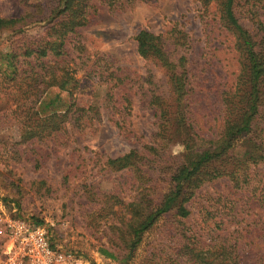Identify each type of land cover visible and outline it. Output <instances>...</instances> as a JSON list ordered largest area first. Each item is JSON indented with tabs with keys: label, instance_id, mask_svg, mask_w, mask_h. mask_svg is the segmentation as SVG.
Returning a JSON list of instances; mask_svg holds the SVG:
<instances>
[{
	"label": "rangeland",
	"instance_id": "obj_1",
	"mask_svg": "<svg viewBox=\"0 0 264 264\" xmlns=\"http://www.w3.org/2000/svg\"><path fill=\"white\" fill-rule=\"evenodd\" d=\"M93 3L95 9L88 25L78 31L86 55L70 50L61 60L64 66L78 69L77 80L83 79L91 63L102 56L107 57L110 68L120 67L128 73L132 83L117 85L115 79L106 83L96 77L92 81L95 85L81 88L85 103L98 105L100 121H87L83 132L70 131L68 139L59 134L41 143H23L21 123L27 120L30 102L25 95L26 82L20 79L21 88L16 87L6 78V67H0V264H7L10 257L8 225L15 222L46 229L52 248L47 264H151L161 256L157 254L162 249L165 255L174 247L179 228L173 220L163 219L145 234L131 257L117 253L108 243L116 219L106 217L107 211L101 212L104 198L101 203V198L94 202L97 197L84 189L85 185L96 186L97 195L118 194L126 202L136 195L132 175L111 172L106 162L131 150H142L157 133L155 111L144 96L147 85L142 80L151 75L160 91L168 94L170 88L164 70L138 55L135 37L140 31L166 34L178 26L191 37L197 85L191 99L195 126L200 135L212 140L222 123L217 99L232 85L237 61L219 34L210 35L207 25L211 23L202 17L198 0H136L119 11H111L98 0ZM25 12L18 0H0V17H20ZM261 16L264 22V5ZM243 24L248 25L245 20ZM41 31L40 26H35L28 33L37 36ZM10 51L7 33H0V53L7 55ZM62 98L67 100L68 93ZM126 99L130 100L131 113L121 118ZM40 111L44 113V106ZM241 147L242 151L249 150L248 144ZM183 153L181 144L169 149L166 171L175 169ZM257 172L255 182L259 180L262 188L264 165ZM252 190L249 186L234 189L228 179L206 184L197 192L192 215L185 223L203 243L235 239L245 264H264V191ZM218 200L217 209L206 217L204 209ZM112 241L116 243L114 237ZM17 264L42 263L20 259Z\"/></svg>",
	"mask_w": 264,
	"mask_h": 264
},
{
	"label": "trees",
	"instance_id": "obj_2",
	"mask_svg": "<svg viewBox=\"0 0 264 264\" xmlns=\"http://www.w3.org/2000/svg\"><path fill=\"white\" fill-rule=\"evenodd\" d=\"M18 1L26 9L25 14L0 17V33H7L11 50L7 55L0 53V67H6L5 76L16 87L21 88L18 80L26 82L25 95L30 102L27 120L21 123L20 137L23 143L33 144L59 134L68 139L70 131L83 132L87 121L101 119L98 105L85 103L81 94L84 85H95L92 81L96 77L106 83L115 79L117 85L133 81L125 69L110 68L105 56L92 62L81 80L76 77L78 69L64 66L61 60L70 50L86 55L78 31L88 25L95 0ZM98 1L111 11H119L136 0ZM198 2L202 17L211 23L207 25L210 35L219 34L237 61L238 71L232 85L220 92L217 99L222 123L216 139L200 135L193 120L191 99L197 85L192 69L191 37L178 26L166 34L142 30L135 37L137 53L164 70L169 93L160 91L151 75L142 80L147 85L144 96L155 111L157 133L152 143L142 150H131L106 162L107 170L132 175L137 184L136 195L131 202H126L118 194L97 195L96 186L84 187L87 193L97 197L94 202L101 198V203L104 198L101 212L107 211L106 217L112 215L116 219L112 222L113 234L108 243L117 253L127 255V259L145 234L164 219L173 220L177 225L179 231L175 237L178 239L165 255L162 249L157 254L161 256L151 264H245L238 241L221 239L203 243L185 220L192 215L197 192L206 184L228 179L234 189L249 186L253 193L264 191L260 181L255 182L259 177L257 168L264 165V22L261 16L264 0ZM244 20L248 25L243 24ZM35 26H40L41 33L30 35L28 31ZM65 93H68L67 100L62 98ZM42 106L44 113L40 111ZM130 113L131 103L126 99L120 117ZM177 144L183 145L184 153L175 169L166 171L168 151ZM244 144L249 145V150H240ZM218 203L204 209L206 217L212 216ZM33 223L42 224L38 220ZM105 254L115 258L109 252Z\"/></svg>",
	"mask_w": 264,
	"mask_h": 264
},
{
	"label": "built area",
	"instance_id": "obj_3",
	"mask_svg": "<svg viewBox=\"0 0 264 264\" xmlns=\"http://www.w3.org/2000/svg\"><path fill=\"white\" fill-rule=\"evenodd\" d=\"M10 247L7 264H17L20 259L39 261L47 264L52 257L47 231L43 227L31 226L26 223H9Z\"/></svg>",
	"mask_w": 264,
	"mask_h": 264
}]
</instances>
